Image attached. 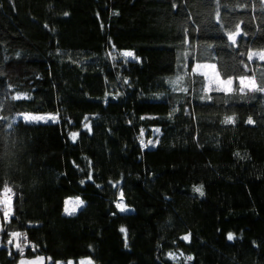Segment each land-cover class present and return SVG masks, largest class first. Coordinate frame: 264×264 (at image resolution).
Here are the masks:
<instances>
[{
	"label": "trees",
	"instance_id": "1",
	"mask_svg": "<svg viewBox=\"0 0 264 264\" xmlns=\"http://www.w3.org/2000/svg\"><path fill=\"white\" fill-rule=\"evenodd\" d=\"M215 8V0H0V192L12 190L0 264L20 257L6 243L14 231L35 245L24 256L48 264L84 255L99 264H264V93L202 101L205 81L192 73L209 61L224 76L243 60L264 83V61L239 55L264 48V8L220 0L223 28ZM241 21L248 35L230 47L226 31ZM122 49L140 62L123 63ZM185 72L188 91H174L169 81ZM23 111L58 114L59 123L22 121ZM232 114L235 126L219 122ZM153 126L159 143L144 148L141 129ZM119 190L126 213L115 207ZM67 196L85 202L73 216L63 212Z\"/></svg>",
	"mask_w": 264,
	"mask_h": 264
},
{
	"label": "snow or ice",
	"instance_id": "2",
	"mask_svg": "<svg viewBox=\"0 0 264 264\" xmlns=\"http://www.w3.org/2000/svg\"><path fill=\"white\" fill-rule=\"evenodd\" d=\"M216 3V8L214 10V20L220 24L221 28H223V24L221 23V15H220V0H215ZM261 7L264 8V0H260ZM118 14V13H114ZM65 16L68 15V13H64ZM243 21L239 23L234 24V28L231 31H226V36L227 40L230 42L229 46L230 47H239L238 45V38L241 36H247L248 33L244 32L241 24ZM187 38H185V44H187ZM113 49L115 46H112ZM212 47V46H209ZM108 55L111 57L113 61H116L117 57L113 55L111 52L108 53ZM188 53H183L182 56L186 59ZM239 55L246 57L247 61L251 62L254 59H258L259 61H264V50H248L247 52H242L239 53ZM119 56L123 58V63H128L129 58L132 60H135L137 62H140V58L135 55L133 51H121L119 53ZM237 65H242V68L238 69L236 67H233L231 70L225 68V73L224 76H222L221 71L218 69L217 63L215 62H207V63H200L196 62L192 68V73L193 74H199L200 76L203 77L204 81H206V85L203 87L202 92L203 94L200 96V99L202 101H209L211 102L213 100V96L211 93H222L225 97L224 104H227L228 97H231L233 95H244L247 93H264V83H257L256 80V73L253 72L252 75H248V69H249V64L244 63L243 60L237 61ZM184 68H187V64H184ZM233 71L239 72L243 71L244 74H236L233 75L231 74ZM189 75V73L185 72V75H178L175 80L169 81L173 85V90L174 91H180V92H187L188 89L182 87V82L185 79V76ZM264 75V74H262ZM226 77V78H225ZM124 83H128L127 80L124 81ZM119 95V94H117ZM15 100L19 99H27L28 97L25 94H17L12 97ZM107 95L105 97V102H107ZM20 120L22 121H28V122H40L43 121L45 123L51 121L53 123H59V116L53 115V114H48V115H25L19 117ZM87 119V118H86ZM222 125L225 126H235L237 123V119L235 114L232 115H225L220 121ZM247 125H255L257 121L253 119L252 116H248L247 119L244 121ZM85 129L88 131H91V125L90 123H85L83 125ZM156 133L160 132V129H155L154 130ZM70 138L73 142L77 140L78 133H70ZM159 140H156L155 142L152 140L147 141L145 143L143 139V129H141L140 132V144L142 147L147 148L149 145L155 146V144H158ZM236 156H240L239 152L235 153ZM88 180H92V175L89 173L88 175ZM81 184L85 183L84 180L80 181ZM113 187H116L115 184L112 185ZM99 187V186H97ZM193 192L198 193L199 196L203 197L205 195L204 190H203V185L199 186H194L193 187ZM124 198V193L122 190H119V199L115 203L116 209L120 213H126L130 211L129 207L127 204L123 202ZM85 202L79 198H68L64 201V207L63 211L66 215L68 216H73L77 213V211L84 206ZM0 209H2L3 214L5 218H9L12 213V190L8 186H3V191L0 192ZM115 215L116 213H112ZM120 232L124 235V240H125V246H127V229L123 226L119 229ZM10 237L7 240V245L14 246L16 251L19 253L21 259L19 261V264H44L45 257L43 256H36L35 259L33 260H26L23 258L24 255V250L25 248L31 246L33 249H35V245H30V242L27 240V233L23 232H18L14 231L10 234ZM234 233L229 232L227 234V240L228 241H233L235 239ZM182 240L184 241H190L191 239V233L185 234L184 236L181 237ZM11 255V252H9ZM181 256L183 253L180 254ZM168 257L173 260L179 259L176 255L173 253H168ZM49 261H51V257L47 258ZM186 261H192L194 259L193 256L189 255L184 257ZM53 264H63V262H53ZM67 264H74L73 261H68ZM79 264H93V261L88 258V259H83L79 261Z\"/></svg>",
	"mask_w": 264,
	"mask_h": 264
},
{
	"label": "rangeland",
	"instance_id": "3",
	"mask_svg": "<svg viewBox=\"0 0 264 264\" xmlns=\"http://www.w3.org/2000/svg\"><path fill=\"white\" fill-rule=\"evenodd\" d=\"M251 50H264V48H258V49H251ZM121 51H131V50H129V49H122ZM116 52H113V54H115ZM207 62H209V61H201L200 63H207ZM196 63V62H195ZM194 63V64H195ZM194 66V65H193ZM226 78V77H225ZM205 85H206V81H205ZM48 114H53V115H55L54 113H51V112H49V111H45V112H41V111H23L22 113H19V114H16V115H19V117H21V116H25V115H48ZM15 115V116H16ZM158 127H156V126H153L152 128H151V133L149 134V135H147V134H145V133H143V139H144V141H145V143H147V141H149V140H152V141H156L157 140V135H158V133H156L154 130L155 129H157ZM73 132H76V131H71L70 133H73ZM139 138H140V136H139ZM149 146H152V145H149ZM76 197H79V196H67L66 198H65V200L66 199H68V198H76ZM80 198V197H79ZM64 212V211H63ZM3 216H4V214H3V211H2V209L0 210V226H1V220H2V218H3ZM88 258H90L91 259V257L90 256H88V255H84V256H81V257H79V258H77V259H69V260H71V261H73L74 262V264H79V261L80 260H83V259H88ZM92 260V259H91ZM93 261V264H99V263H97V262H95L94 260H92ZM67 264V263H66Z\"/></svg>",
	"mask_w": 264,
	"mask_h": 264
},
{
	"label": "water",
	"instance_id": "4",
	"mask_svg": "<svg viewBox=\"0 0 264 264\" xmlns=\"http://www.w3.org/2000/svg\"><path fill=\"white\" fill-rule=\"evenodd\" d=\"M36 256H43V257H45L44 264H48L45 255L41 254V255H36ZM36 256H24L23 255V258L26 259V260H33V259H35ZM20 259H21V257L17 258L16 261L13 264H19Z\"/></svg>",
	"mask_w": 264,
	"mask_h": 264
}]
</instances>
